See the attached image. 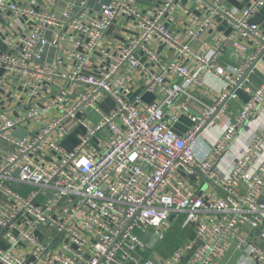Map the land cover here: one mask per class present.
Listing matches in <instances>:
<instances>
[{"label":"built area","instance_id":"1","mask_svg":"<svg viewBox=\"0 0 264 264\" xmlns=\"http://www.w3.org/2000/svg\"><path fill=\"white\" fill-rule=\"evenodd\" d=\"M237 1L242 7L161 0L146 14L139 0H0V264H224L231 244L233 264H264V126L232 166L221 167L239 129L264 104V83L205 155L196 152L264 55V24L254 21L264 0ZM7 15L32 23L16 33ZM183 15L200 23L186 30L187 41L169 25ZM216 16L229 34L204 55L192 42L213 31ZM122 17L134 18L138 33L116 42L114 54L103 41ZM243 39L254 42L251 52ZM155 42L175 58L164 60ZM228 42L245 59L234 74L218 62ZM123 66L141 70L144 89L163 98L130 97ZM171 74L180 82H168ZM209 74L220 85L212 104L193 92ZM184 114L192 125L179 134L174 126ZM77 129V143L66 148ZM192 176L223 196L206 200ZM177 218L195 237L167 257L150 254L144 237L159 244Z\"/></svg>","mask_w":264,"mask_h":264},{"label":"crops","instance_id":"2","mask_svg":"<svg viewBox=\"0 0 264 264\" xmlns=\"http://www.w3.org/2000/svg\"><path fill=\"white\" fill-rule=\"evenodd\" d=\"M160 1L161 0H139L140 10L146 14H152L157 10ZM221 1L223 0H217V2ZM227 1L235 6L242 7L243 5L237 0ZM90 7L96 11L98 10V7L94 6L92 2L90 4ZM190 9L193 12H196L201 17L209 15L208 10H205L202 5L197 6L190 4ZM7 16L13 23L12 29L16 33L21 31L26 25L32 23L31 20H28L26 18H11L9 15ZM183 16L184 17L182 19L171 21L169 25L171 26L175 34L180 36L182 40L187 41L188 37L186 34V30L189 28H198L200 23L195 22L189 15ZM1 17L2 19H4V16ZM212 19L214 21L213 31L207 33V35L205 36H202L199 41L192 42V45L204 55H210L213 51H217L220 45L227 39V36L229 34V26L225 20H223L220 16L212 17ZM254 21L260 24H264V9L255 15ZM137 33L138 27L136 26L135 19L132 17H122L117 24H115L108 30L103 41V45L110 52L114 54H120V51L117 49L116 42H126L130 38L135 37ZM243 42L250 47V52L252 51V49H254V42L251 39H243ZM151 47L161 56H163L164 60L166 61H171L175 58L176 53L173 50L165 48V46H163L159 42L151 44ZM54 53L55 52H53L48 59L53 58ZM145 61L147 62L148 60H146L145 58ZM244 61L245 59L239 55L238 51L233 46H231L229 42L226 46L224 54L218 58V62L225 68H227V70H230L232 74H234L233 69L239 67ZM147 63L149 64L150 62L148 61ZM189 64L192 72L197 71V68L192 63ZM151 65L154 64L152 63ZM97 67L98 64L96 63L95 68ZM122 69L123 73H125V81L132 90L130 97H133L135 94H142L143 100L146 103L152 101H160L163 98V93L161 92V90L150 92L144 89L145 81L143 72L141 70L136 69L133 72H129L127 71L126 66H123ZM247 77V80L243 82L242 88L238 90V98L236 100H231L228 106L221 108V113L219 117L214 121L211 130L209 129L204 137L199 140L196 148V152L199 157L204 156L205 153L210 149V147L213 146L215 141L221 135V131L223 130L228 120L239 115L241 105L244 102H247L253 96L254 92L264 83V55ZM167 81L170 83H179L180 79L177 78L176 75L171 74L169 75ZM217 81V78H215L213 74H209L205 78L204 84L196 87L193 92L205 102L212 104L216 101L219 94L220 85ZM107 101L112 105L110 99H107ZM190 105L192 109L200 108V105L197 102H192ZM258 107L259 108L256 114L252 117L250 122L247 125L242 126V128H240L237 132L234 140H232L233 142L230 146V152L224 157L221 163V167L223 169L229 168V166L233 165L235 159L241 156V154L245 151V148L250 144L256 132L264 126V104L259 105ZM19 111L20 110L18 107L5 112L7 115H15ZM191 125L192 122L189 120L188 114H184L180 118L179 122L174 126V130L179 134H184L191 127ZM78 132H80L79 129L73 131L63 141V144L66 148L71 149L77 143ZM188 181L196 184L199 192L205 197L206 200H209L212 197L223 196V192L221 189H219L212 183L208 185L204 184V181H201V177L199 176H192L188 179ZM173 223L174 221L172 222V224ZM180 229L181 232L177 235V239L179 241L176 245L164 248L162 247V244L160 242L159 244H156L154 248L149 249L150 254H153L157 257H167L186 241L195 237V232L192 226L182 227L181 223ZM246 235H248V237L253 241L259 242L257 232L254 233L251 231H247ZM237 254L238 252L236 251V245L231 244L228 251L221 254V262H223L224 264H233V260L235 259Z\"/></svg>","mask_w":264,"mask_h":264},{"label":"rangeland","instance_id":"3","mask_svg":"<svg viewBox=\"0 0 264 264\" xmlns=\"http://www.w3.org/2000/svg\"><path fill=\"white\" fill-rule=\"evenodd\" d=\"M181 222L177 218L174 223L168 225L164 228V231L166 233L165 239L161 242L162 247L167 248L171 247L172 245H176L178 243L177 235L181 232L180 229Z\"/></svg>","mask_w":264,"mask_h":264},{"label":"water","instance_id":"4","mask_svg":"<svg viewBox=\"0 0 264 264\" xmlns=\"http://www.w3.org/2000/svg\"><path fill=\"white\" fill-rule=\"evenodd\" d=\"M96 116V115H95ZM93 119L94 120H96L97 119V117H93ZM173 219V217L171 218V220ZM152 230V229H151ZM153 231V230H152ZM144 240L145 241H149V246L150 247H154L155 246V244H156V240L155 239H153V240H150V234H147L145 237H144Z\"/></svg>","mask_w":264,"mask_h":264}]
</instances>
